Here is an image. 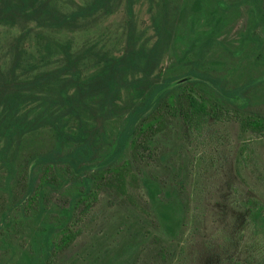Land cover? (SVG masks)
I'll return each mask as SVG.
<instances>
[{"label":"trees","instance_id":"trees-1","mask_svg":"<svg viewBox=\"0 0 264 264\" xmlns=\"http://www.w3.org/2000/svg\"><path fill=\"white\" fill-rule=\"evenodd\" d=\"M120 1L94 0L77 11L61 14L55 0H0V26H24L10 70L0 68V162L9 181L17 180L22 188L21 195L12 198L2 214L0 238L1 243L8 242L11 213L19 211L25 231L33 232L40 252L39 256H25V264H57L82 235L83 221L99 202L105 181L116 176L128 184L130 168V180L142 184L151 203L157 205L172 242L182 245L178 237L190 203L187 187L184 181H177L170 191L162 190L144 169L162 129L176 125L182 134L204 146L213 139L207 138L212 127L226 120L236 122L241 134L264 135V112L255 109L251 97L256 85L249 81L231 87L229 81L202 65L204 50L213 40L199 46V55L189 62L185 73L166 76L161 67L162 50L186 11L182 7L173 15L168 0H159L160 7L153 16L155 35L145 40L137 36L136 1L126 0L129 31L124 49L119 54L100 56L91 69L83 70L81 58L73 54L69 42L49 41L38 52L43 66L55 59L63 64L32 75L25 73L28 59L22 43L34 28H75L97 13L111 14ZM251 2L259 24L264 18V0ZM201 5L199 1L195 7L201 9ZM243 43H254L263 53L256 33L245 35ZM125 93L130 95L127 103ZM117 119H125V125L112 140L106 124ZM42 130L52 133V146L29 153L16 165L25 138ZM249 149L245 143L239 159L248 156ZM53 192L65 193V203L52 211L48 195ZM161 196L174 199L176 208L161 201ZM245 205L252 235L264 243V203L253 197ZM185 246L183 243L180 255ZM172 247L161 245L157 258L179 264Z\"/></svg>","mask_w":264,"mask_h":264},{"label":"rangeland","instance_id":"rangeland-1","mask_svg":"<svg viewBox=\"0 0 264 264\" xmlns=\"http://www.w3.org/2000/svg\"><path fill=\"white\" fill-rule=\"evenodd\" d=\"M93 1L55 0V6L61 14H69ZM135 1L137 36L145 40L155 35L153 16L160 2ZM168 1L173 15L182 7L186 11L175 23L173 38L162 50L161 67L166 76L185 73L189 62L199 55V46L211 39L213 44L204 50L202 65L229 81L231 87L253 82L256 88L251 97L255 109L264 112V18L257 23L251 0ZM199 1L201 9L195 7ZM22 27L0 26V68L5 72L10 70L17 55L16 41L24 31ZM128 31L126 0L118 2L111 14L97 13L78 22L75 28H34L22 43L28 59L25 73L32 75L63 64L55 59L43 66L38 52L49 41L69 42L73 54L81 58L83 70H89L100 56L119 54L125 47ZM251 33L261 38L263 53L254 43L242 44V38ZM123 99L127 103L129 93ZM124 125L125 119L106 124L112 140ZM211 136L213 139L204 146L170 124L162 129L154 152L144 165L160 189L170 191L177 181H184L187 187L190 203L185 227L178 237L186 245L183 255H180L182 245L179 241L172 242L157 213V205L151 203L145 188L140 182L130 180L133 173L130 168L128 184L116 176L105 181L99 202L83 221L82 235L57 264H167L156 255L163 244L173 246L179 264H262L264 243L252 235L245 203L253 197L264 203V135L241 134L236 122L226 120L212 127L207 138ZM52 142L50 130L29 135L19 149L16 165L29 153L51 147ZM245 143L251 149L248 156L239 159ZM126 158H130L129 154ZM7 174L0 162V225L12 198L22 193L18 181H9ZM48 200L53 211L65 203V193L53 192ZM160 200L176 208L174 199L161 196ZM9 222L8 242L1 243L0 238V264H25V256H39L37 238L33 232L25 231L21 213H11Z\"/></svg>","mask_w":264,"mask_h":264}]
</instances>
